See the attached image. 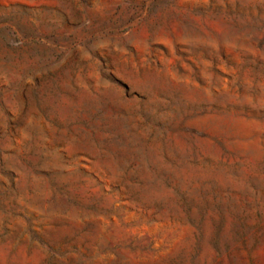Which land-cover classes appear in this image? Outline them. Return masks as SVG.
I'll return each mask as SVG.
<instances>
[{
  "label": "rangeland",
  "instance_id": "obj_1",
  "mask_svg": "<svg viewBox=\"0 0 264 264\" xmlns=\"http://www.w3.org/2000/svg\"><path fill=\"white\" fill-rule=\"evenodd\" d=\"M0 264H264V0H0Z\"/></svg>",
  "mask_w": 264,
  "mask_h": 264
}]
</instances>
